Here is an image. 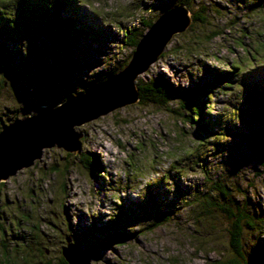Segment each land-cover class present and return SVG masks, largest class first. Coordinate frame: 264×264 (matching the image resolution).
Wrapping results in <instances>:
<instances>
[{
	"label": "rangeland",
	"instance_id": "1",
	"mask_svg": "<svg viewBox=\"0 0 264 264\" xmlns=\"http://www.w3.org/2000/svg\"><path fill=\"white\" fill-rule=\"evenodd\" d=\"M256 1L263 4L255 5ZM19 3L0 0V19L6 20L2 17H7V9L8 16L17 21ZM52 3L42 5L46 21L57 10ZM175 5L176 0H65L60 5L65 12L61 20L80 11L72 20L78 25L75 28L100 34L91 31L99 39L93 43L92 54L85 55L97 63L93 67H87L84 60L78 63L87 42L71 36L76 32L71 28L64 36L69 40L51 37L39 49L23 32L21 37L15 34L12 41L0 40V129L36 114L38 104H60L68 93L77 96L85 83L101 76L108 65L128 62L132 48L122 44L123 32L140 28L143 18L155 21ZM199 7L206 8L205 24L191 23L173 36L163 58L138 78L157 77L175 86L198 87L208 81V70L222 71L227 63H238L237 80L213 92L212 123L207 131L200 132L194 123L179 118L174 104L158 107L139 101L75 127V132L82 133L76 154L56 147L44 149L32 166L0 183V264L3 258L10 264H57L67 236L69 243L81 248L92 245L99 251L88 264L224 261L231 256L224 215L217 209L212 216L200 214L205 195L216 197L208 182L217 180L230 186L233 195L242 192L245 202L256 209L260 206L264 215V166L252 149L254 143L264 145V0H195L191 9L198 11ZM37 17L26 22L36 27ZM16 24L20 26V21ZM77 45L83 46L81 52L73 50ZM5 61L17 71V78L5 76ZM40 65L59 74L51 99L48 84L37 75ZM252 81L256 93L248 92ZM92 159L98 165L96 173L85 168ZM149 202L152 205L148 206ZM136 204L156 211L134 218L117 213L119 207L129 210ZM157 204L171 216L151 230ZM262 223V229L259 222L256 230L244 233V254L251 264H263L264 220ZM95 228L120 234L119 244L96 247L103 238L102 231L94 233Z\"/></svg>",
	"mask_w": 264,
	"mask_h": 264
},
{
	"label": "trees",
	"instance_id": "2",
	"mask_svg": "<svg viewBox=\"0 0 264 264\" xmlns=\"http://www.w3.org/2000/svg\"><path fill=\"white\" fill-rule=\"evenodd\" d=\"M19 12L17 14V21H15L14 18L11 16H8V10L6 9V14L7 17H2L3 19H6L5 21H2L0 19V40L2 42L5 41H12L13 36L15 34H18V37H21V33L23 32L24 37L28 40L31 41V45L34 48H43L46 44L45 42L50 40L52 38H55L57 40H69L67 37L69 35V29H73L76 32H73L74 38H77V40H85L87 42V45L85 47V50L80 53V58L78 59V63H82V60L86 62L87 67H93L96 66L97 63L94 61H91L89 57H85L86 54L91 55L92 52L91 50L96 46L98 41V34L99 32L96 30H90L89 28L86 29V31H80L81 29H76L75 26H78L77 24L74 26L75 23H72L73 18L78 17V13L76 12L73 16L70 14H67V17H62L61 18V13L65 15V12L62 11L60 8V5L65 2V0H53V8L57 7L56 12L54 10L52 11V15L50 14L48 20L46 21L45 17L48 15L46 13H43L41 8L43 3H46L49 5L50 0H19ZM71 1V0H68ZM243 1V0H242ZM6 3V2H5ZM4 3V4H5ZM195 3V0H176V5L177 4H183L185 5L188 10L190 11L191 18H192V23H198V24H205V16L203 15V12L206 10L205 7H199L197 8L198 11L192 10V6ZM242 3V2H241ZM255 5H262L263 3L261 2H254ZM201 5V3H200ZM207 6V4L205 5ZM5 7L7 8V5L5 4ZM31 7V10L29 9ZM260 8V7H259ZM38 10L39 12H35ZM78 10V8H77ZM192 11V12H191ZM38 16V17H37ZM32 17V18H30ZM37 17L40 19V21L36 22L37 26H31L26 22V20H30L34 22V18ZM20 21V26L16 24V22ZM61 21H63L61 23ZM46 22L48 26L46 25ZM154 21H150L147 19H141L140 20V28H127L123 32V39H122V44L125 47H130L132 48L131 53L133 52L134 48L136 47V44L140 37L143 35V33L151 26V24ZM207 23V22H206ZM45 24V26H44ZM208 24V23H207ZM39 30V33H36V30ZM53 30H51V29ZM85 30V29H84ZM57 31V33H56ZM78 31V32H77ZM91 31H95L96 33H91ZM82 32V33H80ZM56 34V35H55ZM91 34V35H90ZM65 35L66 38L64 37ZM50 38H49V37ZM100 36V34H99ZM216 35H213L212 37L209 36V39L215 37ZM52 37V38H51ZM38 38L40 40L38 41ZM82 38V39H81ZM8 39V40H7ZM73 40V39H71ZM64 47H65V41ZM70 47V46H69ZM76 49H73L74 51L81 52L83 50L82 45H77ZM170 52L172 50H169ZM180 48L177 52H180ZM169 52V53H170ZM6 53V52H5ZM5 57H8L7 53L5 54ZM10 54L9 56H13ZM162 53L160 55V58H163ZM246 54L249 55V52H246ZM251 56V55H249ZM83 58V59H82ZM34 59L38 61L37 55L34 56ZM127 63V60L121 63L119 66L115 67L112 65H108V69L104 71V73L96 77L95 79H91L87 81L86 87L82 88L77 92V94L83 93L90 87L99 84L103 80H105L108 76L116 73L119 71V68L124 66ZM41 64V63H40ZM103 66L105 63H100ZM226 64V63H225ZM5 76L9 79H14L17 78V75L15 74L17 71L8 63V61H5ZM39 65V61H38ZM25 66L28 67V59H25ZM226 69L219 71V70H208L207 74L208 76V81L203 84L202 86L198 87H188V86H175L173 84H170L169 82H166L165 80H162L161 78H138L136 80V89L138 92L139 96V102L141 103H147V104H152L158 107H165L169 104H174L176 106L175 114L179 117L182 118L185 122L187 123H194L195 127L198 131H207L208 124L212 123L210 120V113L212 110V95L214 90H219V88H223V86H227L229 84H233L237 79V76H239L240 71L236 73L237 70H241L239 64L237 63H232L226 64ZM68 69V68H66ZM65 69V70H66ZM30 70V69H29ZM37 75H39V78L42 79L43 82H46L48 84V93L49 97L48 99H51L52 90H53V85L55 83L59 82V74L56 71H53L52 69H46L43 68L42 65H40L37 69ZM121 70V69H120ZM64 71V70H62ZM23 72V71H21ZM25 74V72H23ZM67 74L63 75L66 77ZM67 83V86H69V82ZM256 82L252 81L248 84V92L256 93ZM72 95L68 93L65 98H70ZM258 104H260V100L258 99ZM58 104H49L48 102H43L41 104L36 105L35 109L37 110L41 106H48V107H55ZM207 105V106H206ZM207 108V109H206ZM207 117V119H206ZM211 127V125H209ZM214 126V124H212ZM201 128V130H200ZM224 128V127H223ZM223 130V129H221ZM262 140H264V137L262 136ZM250 142H252L249 139ZM256 146V147H255ZM254 154L258 155V160L262 166H264V145L260 146L257 143H254V147H252ZM88 163V162H87ZM87 165V164H86ZM89 165V164H88ZM90 172H98V165H96V161L94 162L93 159L90 162V165L88 167H85ZM97 168V169H96ZM94 170V171H93ZM205 175L208 174V172L203 171ZM209 187H210V192L213 193L217 197V201L214 200L216 197H211L210 195H205L207 196L205 201H201L202 207H203V212L200 213L201 215L205 216H212L215 211L214 209H217L219 213L224 215V218L226 219V225H227V231L229 233L230 241H229V246L231 249V256L230 258H226L224 261H213L212 264H251L245 257L244 254V233L246 231H253L254 229L256 230L257 224L260 222L262 229L263 226V220H264V215L261 213L262 209L260 206L256 209L254 205H252L251 202L246 203L245 202V195L237 191L238 193L236 194H231L230 193V186H227L226 184L221 183L219 180L214 181V182H208ZM198 198L196 197V200ZM212 199L214 201H212ZM152 205V203H148ZM254 206V207H253ZM158 210L157 214L153 215L154 218L152 219L154 221L153 226L151 227V230L154 227H158L162 225L163 223H166L171 214L169 211H165L167 209H163V207L160 206V204H157ZM156 209L155 208H148L142 207L141 205H133L132 209H124L123 207H119L117 213L121 212L124 215H128V217H133L139 214H144V216H148L150 212L155 213ZM118 216L121 218L123 217L121 214H118ZM114 220V219H113ZM118 221V220H117ZM140 223V220H139ZM120 232L122 231L120 228H118ZM118 230V231H119ZM101 232L100 236L103 238V241H101L100 245H97L96 247H102V248H109L112 245L119 244L121 235L119 234L117 236V233L111 234L110 230H103L101 228H95V232ZM108 231L109 234H108ZM119 232V233H120ZM115 236V237H114ZM68 237V236H67ZM83 239V238H82ZM78 246V245H77ZM92 246V245H91ZM89 247V248H80L81 251H87L89 256L96 257L99 251L94 250V247ZM22 262L25 263V259L22 257ZM261 261H263L264 264V259L261 257ZM1 264H10L7 258H3L1 260ZM15 264V262L11 263ZM46 264H52L51 261ZM57 264H67L63 257L60 256L57 258Z\"/></svg>",
	"mask_w": 264,
	"mask_h": 264
},
{
	"label": "water",
	"instance_id": "3",
	"mask_svg": "<svg viewBox=\"0 0 264 264\" xmlns=\"http://www.w3.org/2000/svg\"><path fill=\"white\" fill-rule=\"evenodd\" d=\"M190 11L183 4L161 13L138 40L127 64L105 80L66 98L57 106L3 124L0 129V183L33 165L44 149L56 147L71 154L79 151L81 132L74 128L139 101L137 78L155 63L173 36L190 27ZM67 264H88L90 256L69 238L61 249Z\"/></svg>",
	"mask_w": 264,
	"mask_h": 264
},
{
	"label": "snow or ice",
	"instance_id": "4",
	"mask_svg": "<svg viewBox=\"0 0 264 264\" xmlns=\"http://www.w3.org/2000/svg\"><path fill=\"white\" fill-rule=\"evenodd\" d=\"M88 2H89V0H81V3H88Z\"/></svg>",
	"mask_w": 264,
	"mask_h": 264
}]
</instances>
